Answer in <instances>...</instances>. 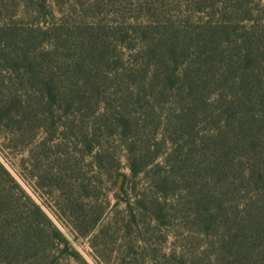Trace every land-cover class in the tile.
I'll list each match as a JSON object with an SVG mask.
<instances>
[{
  "label": "trees",
  "instance_id": "obj_1",
  "mask_svg": "<svg viewBox=\"0 0 264 264\" xmlns=\"http://www.w3.org/2000/svg\"><path fill=\"white\" fill-rule=\"evenodd\" d=\"M71 1L23 0L28 20L10 15L0 28L16 43L0 155L37 143L70 165L73 140L82 193L103 190L87 165L121 199L126 160L132 177L145 175L143 191L125 199L121 219L93 199L99 209H84L80 234L101 226L98 238L113 223L166 229L165 240L173 231L198 247L191 264H264L262 0H81L85 11L110 8L114 19L98 21H71L62 4ZM1 156L0 264H90L30 196L15 194Z\"/></svg>",
  "mask_w": 264,
  "mask_h": 264
},
{
  "label": "rangeland",
  "instance_id": "obj_2",
  "mask_svg": "<svg viewBox=\"0 0 264 264\" xmlns=\"http://www.w3.org/2000/svg\"><path fill=\"white\" fill-rule=\"evenodd\" d=\"M64 1L66 2V0ZM252 1L257 2V4L260 3L259 0ZM3 2L6 4L5 7L2 6ZM22 2L23 0H0V28L4 25V21H9L10 15H15L14 20L25 22L28 20L29 16L24 14L22 8L20 9ZM71 3L73 4L70 5ZM90 3H92L91 0H87L85 6ZM62 4H65L64 12L71 21L82 19L98 21L106 17L110 20L114 19L113 14L108 13L110 8H104V10L102 8L99 12L94 6L95 9L89 8L90 10L85 11L82 8L81 0H72L68 2V5L66 3ZM261 4H264V0ZM56 7L60 9L59 7H62V5L60 4L59 7L56 5ZM62 11L59 10L58 16L63 13ZM11 38L4 40L0 36V97L3 91H6L5 84H8V90L11 89L12 91L13 89L9 79L13 77L12 72L9 73V71H12L13 63L12 60H7L8 54L12 55L14 49H16V43L11 42ZM5 47L6 50H3ZM47 133L49 135L50 132L43 133L42 137L48 136ZM58 137H60V134ZM70 142L69 150L73 157L70 165H67L64 160L65 157L63 160H60V158L57 160L54 154L43 150L37 143L29 147L20 145L13 151L7 149L10 153L7 154L9 160L0 155L21 186V188H17L18 186L16 187L12 183L8 184L13 187L15 194L21 196L22 199L25 195L30 196L32 201L43 209L90 264H118L121 261L120 259L123 258H126L131 264H177V258H172L170 255L173 252H177L178 256L185 253L187 263L191 264L193 262L192 256L195 253L194 251H198V247L196 249L194 243L188 242L186 244L181 240L183 236L179 237L173 231L170 232L168 240H165L166 229L149 232L148 234L145 230H134L127 233V231L115 227L113 223L110 228H105L98 238H94L93 234L98 233L101 226H98L93 233L87 236L80 234L76 225L84 219L87 221L88 216L84 217V209H99V201H92L93 199L99 198L104 203L107 202L110 213L115 212L114 216L117 215V219H121V214H117V210L125 207L127 199L133 200L143 191L145 175L132 177L131 170L125 160L123 171L129 175V181L125 186L129 194L119 192L125 197L121 199L115 195L117 183L112 185V190L109 191L106 188L105 178L103 177V180H100L98 175L96 176L97 171L85 165L89 170V174L94 176V184L103 190L96 195H84L78 184V169L82 166L80 153L76 143H73V140L72 143ZM67 150L68 148L65 146L63 148L65 154ZM101 224L102 222H100Z\"/></svg>",
  "mask_w": 264,
  "mask_h": 264
},
{
  "label": "water",
  "instance_id": "obj_3",
  "mask_svg": "<svg viewBox=\"0 0 264 264\" xmlns=\"http://www.w3.org/2000/svg\"><path fill=\"white\" fill-rule=\"evenodd\" d=\"M123 181H124V177L121 176L120 180H119V183H118V188H117L118 192H121Z\"/></svg>",
  "mask_w": 264,
  "mask_h": 264
}]
</instances>
